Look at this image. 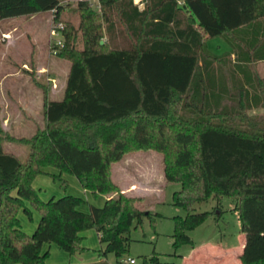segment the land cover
<instances>
[{"label": "trees", "instance_id": "1", "mask_svg": "<svg viewBox=\"0 0 264 264\" xmlns=\"http://www.w3.org/2000/svg\"><path fill=\"white\" fill-rule=\"evenodd\" d=\"M98 2L99 10L79 2V25L67 24L63 47H54L71 64L65 96L45 95L46 125L27 142V162L5 151L7 141H25L10 138L0 120V264H46L45 245L82 253L81 234L92 229L104 247L100 257L111 248L123 258L132 228L153 215L143 198L114 183L112 167L139 151L161 154L166 181L181 186L173 196L186 212L174 218L177 248L193 245L189 233L212 214L197 205L214 200L220 208L231 198L246 236L241 261L264 264V126L247 130L225 120L243 114L224 106L229 89L209 69L214 60L232 68L233 79L235 68L245 72L241 110L264 107V97L251 102L258 82L239 65L264 62V0H144L142 10L134 0ZM63 11L60 0H0V22L46 12L60 21ZM226 35L239 50L233 64L232 54L207 48ZM49 168L64 184L73 175L95 197L106 195L105 205L85 213L76 196L44 201L34 182ZM33 210L41 219L30 235L20 216ZM151 264L168 263L154 256Z\"/></svg>", "mask_w": 264, "mask_h": 264}, {"label": "rangeland", "instance_id": "2", "mask_svg": "<svg viewBox=\"0 0 264 264\" xmlns=\"http://www.w3.org/2000/svg\"><path fill=\"white\" fill-rule=\"evenodd\" d=\"M80 1H87L93 9L99 10L98 0H60L64 8L60 21L55 20L54 12H46L0 22V120L5 124L6 116L11 117L8 136L25 141V143L7 141L4 149L6 152L14 153L23 163L27 162L31 153V147L27 142L34 137L38 129H44L46 125L42 104L36 102L30 89L39 88L42 92L40 94L44 96L52 90V94L50 92L48 96V99L52 100L58 101L63 97L71 64L56 56L53 50L58 41H63L62 33L67 24L79 25ZM134 1L139 5L144 2ZM5 35L9 37L6 41ZM207 48L218 57L232 54V64L237 60L239 50L230 35L209 39ZM211 63L210 73L224 82L229 89L224 106L232 112L241 111L243 114L240 118L232 117L225 120L237 126L245 123L243 125L247 130L254 129L257 124L263 127V106L241 110L242 99L237 89L238 86L246 84L248 80L246 73L235 68L238 77L233 79L230 75L232 72L229 71L232 68L227 69L226 64L224 66L214 60ZM246 67L247 70L246 68L244 70L258 82L257 88L250 91L253 103L254 96L264 97V62ZM24 101L28 103L24 104ZM56 174V169L49 168L46 174L35 180L34 187L44 201L59 199L66 195L76 196L85 201L80 207L85 213L91 212L92 207L101 208L105 205L106 195L98 197L90 195L91 201L87 202L81 184L75 176L64 177L67 181V184H64L54 177ZM112 177L123 193L137 188L138 192H132L130 195H139L138 197L143 198L144 210L150 212L153 218L145 217L141 225L132 228L129 251L123 258L108 254L109 264H118L121 259H134L137 264H145L146 259V264H151V258L154 256L168 264H243L240 249L246 242V236L242 232V223L239 213L235 210L234 199L224 198L220 208H217L218 204L214 200L197 205V212L212 214L204 224L189 233L194 241L193 245H182L177 248L173 237L174 218L184 217L186 212L173 205L174 193L179 191L181 186L166 181L162 155L155 151L131 153L123 161L113 165ZM20 218L24 231L30 235L36 231L41 219L35 210L32 216L22 213ZM81 236L82 245L86 250L76 255H69L56 245H45L44 251H49L46 264H90L97 261L100 257L101 244L96 230H88Z\"/></svg>", "mask_w": 264, "mask_h": 264}, {"label": "crops", "instance_id": "3", "mask_svg": "<svg viewBox=\"0 0 264 264\" xmlns=\"http://www.w3.org/2000/svg\"><path fill=\"white\" fill-rule=\"evenodd\" d=\"M144 3V2H143ZM142 3V5H144ZM139 5V4H138ZM141 4L139 5L140 6V9L142 10L143 8H144V6H142ZM239 65H241L240 67L241 68H243L244 66H242V65H245V67L243 68V69H245L246 68V70H247V65L245 64V63H243V62H240L239 63ZM69 72H70V69H69V71H68V75H67V81H68V76H69ZM215 77V76H214ZM215 79H216V77H215ZM66 86H67V82H66V85H65V90H64V92L62 93V95H63V97L60 99V100H58V101H62L63 99H64V96H65V91H66ZM31 90V92H33V96L36 98V102H39V103H41L42 104V107H43V109H44V114H45V96L42 94H40V93H42L41 92V90L39 89V88H36V89H30ZM55 91V89L53 90V92ZM50 92H51V94H52V90H50V91H48V96L50 95ZM42 96V97H41ZM49 101H57V100H52V99H49ZM27 104L28 102L27 101H24V104ZM10 119H11V117H7L6 116V118L4 119V120H6L5 121V124H3V128H4V130L6 131V132H8L9 131V129H10V127H9V122H10ZM14 154V153H13ZM124 160V159H123ZM122 160V161H123ZM59 174V172H58V170H57V174L56 175H58ZM66 176H68V175H64L63 176V178L64 177H66ZM35 183V182H34ZM80 183V182H79ZM82 187V186H81ZM82 189H83V187H82ZM83 191H84V193H85V195H86V200H87V202H89V201H91V197H90V195H93L91 192H89V191H86V190H84L83 189ZM132 192H138L137 191V188H133V189H131V190H127L126 192H124V193H126V194H133ZM135 195V194H134ZM80 196H82L83 197V195L81 194ZM139 195H137V197H138ZM108 199V198H107ZM97 232V231H96ZM98 234V233H97ZM98 237H99V234H98ZM99 240H100V237H99ZM100 244H101V242H100ZM245 244H246V242H245ZM245 244L243 245V247H242V249H240L241 250V254H243V252H244V248H245ZM104 249V247L102 246V244H101V250H103ZM108 254H113V253H109L108 252ZM90 264H109V262H108V255L106 256V257H99V259H97V261H95V262H93V263H90ZM119 264V263H118ZM136 264H137V262H136Z\"/></svg>", "mask_w": 264, "mask_h": 264}, {"label": "built area", "instance_id": "4", "mask_svg": "<svg viewBox=\"0 0 264 264\" xmlns=\"http://www.w3.org/2000/svg\"><path fill=\"white\" fill-rule=\"evenodd\" d=\"M9 39L7 35L4 36V41ZM56 46L63 47V41H58ZM119 264H136L134 259H122Z\"/></svg>", "mask_w": 264, "mask_h": 264}, {"label": "water", "instance_id": "5", "mask_svg": "<svg viewBox=\"0 0 264 264\" xmlns=\"http://www.w3.org/2000/svg\"><path fill=\"white\" fill-rule=\"evenodd\" d=\"M108 252H109V253H113V249L110 248V249L108 250Z\"/></svg>", "mask_w": 264, "mask_h": 264}]
</instances>
